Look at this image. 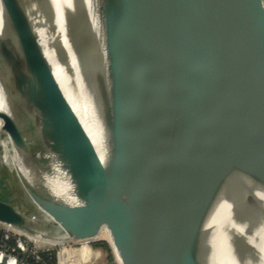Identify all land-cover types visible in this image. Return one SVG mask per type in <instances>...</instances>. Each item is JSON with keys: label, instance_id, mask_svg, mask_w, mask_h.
<instances>
[{"label": "water", "instance_id": "obj_1", "mask_svg": "<svg viewBox=\"0 0 264 264\" xmlns=\"http://www.w3.org/2000/svg\"><path fill=\"white\" fill-rule=\"evenodd\" d=\"M100 1L111 73L110 170L61 92L21 0H2L22 57L17 63L0 47L11 102L34 112L41 145L28 144L11 112L0 111L1 127L19 148L56 153L80 203L27 179L25 191L62 230L54 241L93 239L105 226L121 264H199L193 244L204 243L206 232L196 229L218 182L232 185L243 169L264 183V0ZM247 201L258 208L252 194ZM0 222L24 230L27 215L0 198Z\"/></svg>", "mask_w": 264, "mask_h": 264}, {"label": "bare ground", "instance_id": "obj_2", "mask_svg": "<svg viewBox=\"0 0 264 264\" xmlns=\"http://www.w3.org/2000/svg\"><path fill=\"white\" fill-rule=\"evenodd\" d=\"M45 1H27L26 6L30 8V19L38 44L44 58L51 65L61 92L73 110L79 108L80 115L88 114L89 94L93 106L111 129V73L105 42L104 6L100 0H48L49 11ZM62 7L67 12L66 17ZM37 8L47 10L49 23L45 24L42 17L38 16ZM70 22L81 31L83 56L76 52L74 41L68 35ZM0 47L12 53L17 63L21 62V53L11 25L6 19L2 0ZM67 55L71 61L64 64ZM0 111L10 112L1 89ZM6 148L7 153L17 154L16 165L32 185L37 188L44 187L53 197L65 203H80L74 181L56 153L49 154L51 173L42 175L26 159L32 149L17 147L9 136ZM98 157L106 170L112 168L114 159L108 154ZM238 171L232 185L224 180L218 182L206 205L202 222L196 229L199 232L205 231L206 237L198 248L193 244L199 264H264V183L243 169ZM248 194L256 198L258 208L248 204ZM26 195L32 201L27 192ZM101 229H105L111 242L106 227ZM111 246L116 254L113 245ZM84 252L88 254L87 247H84ZM2 258H6V264H17L13 257L0 254V260Z\"/></svg>", "mask_w": 264, "mask_h": 264}, {"label": "rangeland", "instance_id": "obj_3", "mask_svg": "<svg viewBox=\"0 0 264 264\" xmlns=\"http://www.w3.org/2000/svg\"><path fill=\"white\" fill-rule=\"evenodd\" d=\"M27 1L31 3V1L33 0H21L27 15L29 16V18H31L29 12L30 8L28 9L26 6ZM46 11L43 8H37V14L38 16L42 17L43 22L45 24L50 22L49 16L46 14ZM80 32L81 31L79 30V28L77 30V28L70 22V25L68 27V35H70L72 41H74L76 52L79 54V56H83V37ZM58 49L60 51V46H58ZM60 52L62 53V51ZM70 61V56L67 55L64 59V64H67ZM10 75L11 72L9 68L0 61V89L5 94L7 105L10 108V112L14 120L19 125H22L26 133V141H28V144L33 143L41 145L39 124L34 119V112L30 110L22 111L18 103L15 104L11 102L12 98L10 96V93L12 90H14V85L10 81ZM88 99L89 101L87 106V115H80L81 113L79 112V108L73 110L71 107V109L76 118L78 119V122L83 130V133L85 134V137L88 139L89 144L93 147L96 154L98 156L108 154L109 157L114 159L112 131L106 125L101 115L93 106V100L89 94ZM7 140L8 134L2 129L0 123V198L11 201L17 208L22 210V212L26 213V228L24 230L19 229V233L32 245L41 249L43 247L41 245L42 240H56V235H52V233L56 231V223H54L48 215L41 211L26 195L25 186L30 183L27 182L25 176L22 174V172L16 165L15 160L17 154H15L14 152L7 153ZM26 159L30 164L34 166L35 170L38 171L40 174L46 175L51 173L50 155L46 148L43 149L42 146L32 148L30 155ZM40 189L43 191L45 188L40 187ZM42 225L44 228H41ZM38 230L48 235L49 232H51L50 236H48L50 238H42L43 236L41 237L37 235L36 233ZM33 231H36V233L34 234ZM90 240L105 241L108 244L109 252H104V256H107V259H110L112 258V256H114L115 252L113 251L105 229H101L100 234ZM52 250L55 252L56 249L54 248ZM97 260L98 262H101L105 259H101L98 257Z\"/></svg>", "mask_w": 264, "mask_h": 264}, {"label": "built area", "instance_id": "obj_4", "mask_svg": "<svg viewBox=\"0 0 264 264\" xmlns=\"http://www.w3.org/2000/svg\"><path fill=\"white\" fill-rule=\"evenodd\" d=\"M0 230V254L13 257L17 264H49L40 261L39 252L54 248L56 249L55 264H121L116 254L110 259L98 262V256L91 246L90 239L42 240L43 247L39 249L22 237L19 229L15 227L0 222ZM84 247L88 248L87 255ZM28 255L33 257L31 262L25 260Z\"/></svg>", "mask_w": 264, "mask_h": 264}, {"label": "trees", "instance_id": "obj_5", "mask_svg": "<svg viewBox=\"0 0 264 264\" xmlns=\"http://www.w3.org/2000/svg\"><path fill=\"white\" fill-rule=\"evenodd\" d=\"M0 235H1V230H0ZM11 243L12 242H10V244ZM91 246L99 258L105 259V260L107 259V256H104V252H109V247L105 241H92ZM39 255L41 258L40 260L41 262L55 264V252L52 249L49 251H40ZM25 260H27L28 262H31L33 260V257L31 255H28L25 257Z\"/></svg>", "mask_w": 264, "mask_h": 264}, {"label": "crops", "instance_id": "obj_6", "mask_svg": "<svg viewBox=\"0 0 264 264\" xmlns=\"http://www.w3.org/2000/svg\"><path fill=\"white\" fill-rule=\"evenodd\" d=\"M55 223V222H54ZM56 225V224H55ZM41 228H44L43 227V225H42V227ZM56 231L55 232H53L52 233V235L54 234V235H56V236H60V235H62V230L56 225V229H55ZM51 232H49V234H50Z\"/></svg>", "mask_w": 264, "mask_h": 264}]
</instances>
